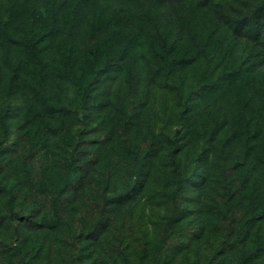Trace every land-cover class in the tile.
Masks as SVG:
<instances>
[{"label": "rangeland", "instance_id": "obj_1", "mask_svg": "<svg viewBox=\"0 0 264 264\" xmlns=\"http://www.w3.org/2000/svg\"><path fill=\"white\" fill-rule=\"evenodd\" d=\"M257 1L86 0L73 34L67 6L58 111L0 0V264H264V42L216 23ZM94 45L81 107L63 52Z\"/></svg>", "mask_w": 264, "mask_h": 264}, {"label": "trees", "instance_id": "obj_2", "mask_svg": "<svg viewBox=\"0 0 264 264\" xmlns=\"http://www.w3.org/2000/svg\"><path fill=\"white\" fill-rule=\"evenodd\" d=\"M10 5V8L16 14L15 26L19 32V36L22 40L24 51L30 56L35 63L34 75L37 81V90L41 93L44 104L53 110L61 111L63 106H56L51 103L47 97L45 88V64L42 55L41 44L46 40L52 32H57L59 16L63 14V11L67 9V6H71V19L72 26L71 32L75 28V24L78 21V9L81 4L86 0H6ZM158 1V0H157ZM161 2L163 0H160ZM165 2L167 0H164ZM173 3L174 0H168ZM178 1V0H176ZM208 1V0H206ZM256 8L252 10L250 15L253 16H241L234 13H230L224 10L216 23L219 26L227 25L232 28L235 32L243 31L247 26V30L253 38L261 39L264 42V26L261 25V18L264 17V0H259L255 4ZM45 18L48 19V25L45 22ZM153 29L156 33L157 39H162L163 34L159 31L158 26L155 22L152 23ZM164 48V47H163ZM100 55V48L97 45L85 49L81 54L75 52L73 46L67 47L63 52V67L64 74L67 76L77 87L80 96V106L84 107L87 99L88 84L84 82L80 77L74 74V68L76 64L82 60L89 67L91 71L96 73L95 65ZM168 57V56H166ZM128 93V91H127ZM135 93H131L129 97ZM133 108V106H132ZM55 206H58L54 202ZM9 215L6 214V218L13 223V211L10 210Z\"/></svg>", "mask_w": 264, "mask_h": 264}]
</instances>
